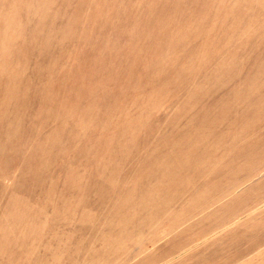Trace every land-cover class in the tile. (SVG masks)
I'll use <instances>...</instances> for the list:
<instances>
[{"label": "rangeland", "instance_id": "obj_1", "mask_svg": "<svg viewBox=\"0 0 264 264\" xmlns=\"http://www.w3.org/2000/svg\"><path fill=\"white\" fill-rule=\"evenodd\" d=\"M0 264H264V0H0Z\"/></svg>", "mask_w": 264, "mask_h": 264}]
</instances>
